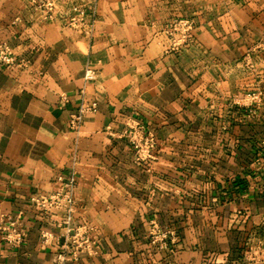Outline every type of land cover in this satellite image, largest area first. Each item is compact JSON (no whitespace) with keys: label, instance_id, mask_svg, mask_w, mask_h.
<instances>
[{"label":"crops","instance_id":"crops-1","mask_svg":"<svg viewBox=\"0 0 264 264\" xmlns=\"http://www.w3.org/2000/svg\"><path fill=\"white\" fill-rule=\"evenodd\" d=\"M78 8L86 26L73 28ZM180 18L191 38L173 46ZM0 42L16 59L0 63V215L26 230L15 247L0 236V264H55L58 246L40 231L57 234L63 212L29 198L72 172L73 215L95 244L64 264H253L264 103L247 94L264 99V0H55L51 19L29 0H0ZM93 103L71 130L70 115ZM137 121L158 138L141 165L120 136ZM153 224L175 242L153 243Z\"/></svg>","mask_w":264,"mask_h":264},{"label":"built area","instance_id":"built-area-1","mask_svg":"<svg viewBox=\"0 0 264 264\" xmlns=\"http://www.w3.org/2000/svg\"><path fill=\"white\" fill-rule=\"evenodd\" d=\"M30 4L35 9H40L43 12L44 18L51 19L54 15L55 0H29ZM86 12L84 9L78 8L75 13L69 17L68 24L70 27L79 28L85 24ZM193 22L190 19H175L169 26V33L176 34L177 38L173 40L172 45L177 46L187 44L191 38V30ZM264 49V42L260 44ZM0 63L13 66L16 64L15 56L11 48L5 43L0 42ZM85 78L90 80L93 74L90 70H86ZM250 101L257 105L264 103L263 95L260 91H253L247 94ZM95 103L90 107L81 105L77 112L70 115L69 128L73 131H79L83 114L87 111H93ZM255 107L248 109L249 114H254ZM120 136L126 137L128 143L132 146L134 152V163L137 165L150 163L156 159V149L158 138L156 135L145 128L141 122H136L134 125H127L126 129ZM262 149V157L256 159L257 171L264 184V139L259 143ZM61 190L49 194H36L29 198V202L43 213H51L62 211L63 218L56 223L58 233H52L41 230L40 240L43 243H48L53 237L58 250L55 254V264H64L67 260H76L81 252H94L95 241L91 237V232L94 230L86 224H79L74 218L75 211V174L72 172L68 178L62 179ZM0 236L3 242L11 247L20 245L26 236V230L12 219L8 214L0 215ZM150 238L153 243H156L161 248H166L175 242V235L170 230H161L156 224L150 232Z\"/></svg>","mask_w":264,"mask_h":264},{"label":"rangeland","instance_id":"rangeland-1","mask_svg":"<svg viewBox=\"0 0 264 264\" xmlns=\"http://www.w3.org/2000/svg\"><path fill=\"white\" fill-rule=\"evenodd\" d=\"M247 257L253 264H264V222L249 238Z\"/></svg>","mask_w":264,"mask_h":264},{"label":"trees","instance_id":"trees-1","mask_svg":"<svg viewBox=\"0 0 264 264\" xmlns=\"http://www.w3.org/2000/svg\"><path fill=\"white\" fill-rule=\"evenodd\" d=\"M253 146L255 147L253 155L256 156V159L259 158V157H262V149H261L260 145L258 146L257 142L255 141ZM249 173H252V172L250 171ZM238 187H239L240 191H242V190H244L246 188V183L244 182V180H240V183H239ZM244 247H245V245L237 246L238 252L241 253L242 250L244 249Z\"/></svg>","mask_w":264,"mask_h":264}]
</instances>
